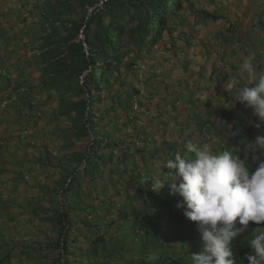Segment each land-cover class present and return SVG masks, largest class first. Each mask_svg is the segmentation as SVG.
Segmentation results:
<instances>
[{"label": "trees", "instance_id": "trees-1", "mask_svg": "<svg viewBox=\"0 0 264 264\" xmlns=\"http://www.w3.org/2000/svg\"><path fill=\"white\" fill-rule=\"evenodd\" d=\"M20 1V4L31 5L27 33L24 36L20 33L18 41L14 38L17 46L10 51L8 46L13 38H6L8 32L2 31L5 51L0 57V69L5 75L0 76V107L5 105L0 110V216L7 221L3 225L11 226L16 218L24 219L25 214L52 230L56 238L45 245L33 244L34 249L42 247L47 251L40 258L29 256L27 259L28 251L18 250L17 263L25 259L26 264H29L28 260H41L39 264H76L72 257L76 258L77 251L66 254L68 246H79L80 236L90 231L97 234L99 241L103 240L106 235L102 231L103 224L98 221L91 228L89 217H83L91 206L83 207L84 198L90 194L83 197L81 187L92 194L97 179L103 174L108 177L116 174L121 187L116 191L113 186L114 198L122 196L123 199L113 201L106 195L104 189L112 184V180L101 181L98 197L108 200L109 205L119 202L121 211L128 205L132 217L149 223V219L156 216L163 225L162 230L170 236L164 240L161 236L156 237L164 242L161 245L164 255L154 262L192 264L191 254L203 250L197 222L186 218L183 208H176L182 198L171 193L170 181L165 182L158 193L151 190L150 180L148 184L142 182L144 178L149 179V174L143 169L139 174L135 172L134 156L139 154L143 159L154 161V175L159 174L167 159L174 158L177 152L184 154L188 142L197 147L208 144L214 150H231L243 158L246 137L264 134V129H256L257 118L252 110L235 101L239 86L223 95V103L203 102L199 107L198 101L191 102L189 118L178 129L174 140L163 139L152 151L134 150L131 146L123 148L124 151L120 148L122 142L106 128L114 106L98 116V123H95L92 111L104 93L118 82L126 58L139 57L156 47L164 35L176 27L172 23L175 16L185 8L189 10L191 0ZM19 51H23L27 62L20 57L12 68L17 72V78L26 73L30 75V85L13 81L11 68L7 67ZM22 88L27 91H21ZM11 94H14L12 101ZM129 103L127 96L123 107ZM41 106L45 108L44 115L37 111ZM13 127H17L16 135L12 132ZM233 132L237 135L233 136ZM14 142L17 151L24 145V149L37 151V155L27 162L28 151L19 154L16 149L10 150V144ZM36 143L40 144L34 149ZM31 164L39 175H46L49 186L31 180L39 194L31 197L29 202L27 200L28 208L23 210L21 198L19 202L15 193L25 183L22 170L30 173ZM249 164L254 171L256 164L250 158ZM161 172L165 175L162 178L167 179L169 169L162 167ZM52 173L56 174L55 180L50 179ZM102 202L99 203L102 204L100 211L106 207ZM237 227L243 226L237 222ZM259 227H264V223L257 225L250 221L247 230L232 241V258L236 264H248L245 256L251 249L247 240ZM5 251L13 253L14 249ZM12 258L9 253L3 254L0 264L9 263Z\"/></svg>", "mask_w": 264, "mask_h": 264}, {"label": "rangeland", "instance_id": "rangeland-1", "mask_svg": "<svg viewBox=\"0 0 264 264\" xmlns=\"http://www.w3.org/2000/svg\"><path fill=\"white\" fill-rule=\"evenodd\" d=\"M19 1L13 0L15 5ZM235 4L240 6L237 8L240 15L238 18L244 22L247 19L248 24L253 21V24L257 26L255 30L258 29L262 33L261 36H264V28L260 23L264 20V0H191L189 10L185 8L182 13L175 16L176 19L172 23L176 27L170 33L165 34L156 47L144 51L139 57L129 56L126 58L120 70L118 82L104 93L103 99L96 103L92 109L94 121L98 123V118H100L98 116L102 115L106 108L115 107L111 114V120L107 121L106 128L122 142L120 148L131 146L134 150L152 151L154 147H159L161 140H174L178 129L184 126V122L189 118L191 102L198 101V106L201 107L203 102L225 101L223 95L226 96L228 91L223 86L233 79L236 82L242 76L238 75L242 62L233 51H229L225 72L209 74V69L205 68L208 62L205 57L206 37L210 28H219L229 24L227 31L229 45L233 39L237 38ZM229 8H232V14L227 13ZM250 30L248 27L249 34L252 33ZM233 45L235 43H232L229 48ZM261 46L264 47V42ZM23 61L27 62V58ZM10 72L13 81L18 80L19 83L32 84V80L29 79L30 75L27 73L25 76L17 78L14 68H11ZM13 84L15 85L14 82ZM9 96L12 101L14 94ZM127 96L130 97L129 106L123 107V100ZM132 103L137 104V111L132 110ZM37 111L41 115L45 114V108L42 106L38 107ZM245 124L249 126L250 123L246 122ZM16 130L17 127L12 128L15 135L17 134ZM257 135L261 134L255 133L246 137L245 151L247 150L246 144L253 142ZM39 144L36 143L34 149H37ZM10 145L12 147L9 146L10 150L16 149L15 142ZM23 147L16 151L22 154L26 150ZM48 148L51 150V147ZM26 151H28L27 162L37 155V151L32 149ZM134 165L137 174L142 169L148 171L149 179L142 180L148 184V180L156 172V163L136 154ZM30 168V173L22 170L21 175L25 183L16 190V193L14 192L19 197V202L21 198L22 205L25 207L23 210L28 208L25 205L26 201L29 202L31 197L39 194L32 187L31 180H36V183L40 185L49 186V180L45 178L46 175H39L32 164ZM50 179L55 180L56 174L52 173ZM107 180H112V184L105 187L106 195L112 197L113 201H117L118 198V200H122V196L114 198L112 190L113 186L116 191L121 187V181L116 174L111 177L103 174L101 179L94 182L92 194L84 186L81 187L84 193L83 197L90 194L84 198L86 203L83 207L91 206L83 214V217H89L88 225H91V228L98 221L103 224L101 225L102 231H105L106 235L103 240L99 241L97 234H93L91 231L83 233L78 241L79 246H68L66 254L77 251L76 258L72 257L76 264H161L149 260L148 257L153 253L158 257L164 255L163 246H161L164 242L157 240L156 237L161 236L164 240L170 234H165L162 230L163 225L156 216L153 220L149 219V223L132 217L131 207L128 205L121 211L119 202L112 201L113 203L109 205L108 200L98 197L101 181ZM102 200L106 207L100 211L99 206L101 207L102 204L99 203ZM43 206L46 207V204L44 203ZM23 217L24 219L20 220L16 218V222L10 226L8 223V225H3L5 218L0 216V233L2 234L0 237V258L6 253H9L10 257L13 256L11 261L5 264H18V250H27L28 252L25 254L27 259L29 256L37 258L44 256L47 251L45 252L42 247L34 249L33 244L45 245L46 242L49 243L56 238L55 233L52 230H47L40 222L28 218L25 214ZM4 248L5 250L13 248L14 252L5 251ZM28 261L29 264L41 263V260ZM22 262L26 264L25 259L20 261V264Z\"/></svg>", "mask_w": 264, "mask_h": 264}, {"label": "clouds", "instance_id": "clouds-1", "mask_svg": "<svg viewBox=\"0 0 264 264\" xmlns=\"http://www.w3.org/2000/svg\"><path fill=\"white\" fill-rule=\"evenodd\" d=\"M254 59V54H250L242 60L240 71L246 74L247 83L236 90L235 101L252 110L257 118L254 126L261 130L264 73L257 72ZM223 87L226 91L233 90L235 79ZM185 148L184 154L177 152L163 164L169 169L167 179L162 178L165 176L162 167L150 179L151 190L158 193L170 181L171 193L182 198L176 208H183L185 217L197 222L203 250L191 254L192 264H236L232 241L247 230L250 221L257 225L264 223V134L246 144L243 158L231 150H214L208 144L197 147L188 142ZM249 158L256 164L254 171ZM237 222L243 227H237ZM247 242L251 249L245 256L248 264H264V227L253 231ZM158 258L155 253L148 257L151 261Z\"/></svg>", "mask_w": 264, "mask_h": 264}, {"label": "crops", "instance_id": "crops-1", "mask_svg": "<svg viewBox=\"0 0 264 264\" xmlns=\"http://www.w3.org/2000/svg\"><path fill=\"white\" fill-rule=\"evenodd\" d=\"M30 7L31 5L28 6L27 4L20 3L15 5L13 0H0V57H2L5 51L2 45L4 40L2 37V31H4V33L8 32V35L5 36L6 38H13L9 42L11 44L8 46L10 51H12L13 48L17 46L13 41L14 38H18L16 41L20 40V33H23L24 36V34H26L29 29L31 18L28 12L30 10ZM238 7L240 6L235 4L234 15L236 17L235 26L237 27V38L235 40L233 39L232 41V43H235V45L229 48L232 45L231 42L230 45L228 42L229 40L227 31L229 24L220 26L219 28H210L207 34V47L205 49V57L208 62L205 68L209 69V74H221L225 72V64L227 63L229 53L231 51H233L235 56H237L241 60V62L245 56L254 54L255 59L253 63L257 69V72L264 73V47L261 46V44L264 42V36H261L262 33H260L258 29L255 30L257 26L253 24V21H251V24H248L247 19L244 22L238 18L240 16L237 10ZM232 11V8H229L227 10V13L232 14ZM260 23L264 28V20H262ZM248 27H250L251 29V34H249V32L247 31ZM23 42H25V40H23ZM20 57H23V59L26 58L24 57L23 51H19L18 56H16V58L12 60V62L7 67L12 68L13 65L18 62ZM239 74H241L242 76L239 77L235 83H237L236 85H238L239 87H242L247 83V77L246 74H242L241 71L238 72V75ZM215 103L220 104L223 103V101H218Z\"/></svg>", "mask_w": 264, "mask_h": 264}, {"label": "built area", "instance_id": "built-area-1", "mask_svg": "<svg viewBox=\"0 0 264 264\" xmlns=\"http://www.w3.org/2000/svg\"><path fill=\"white\" fill-rule=\"evenodd\" d=\"M1 75H5V72H4L2 69H0V76H1ZM21 91H27V89L22 88ZM4 105H5V103H3V104L1 105V107L3 108ZM132 110H133V111H137V110H138V106H137L136 103H133V104H132Z\"/></svg>", "mask_w": 264, "mask_h": 264}]
</instances>
